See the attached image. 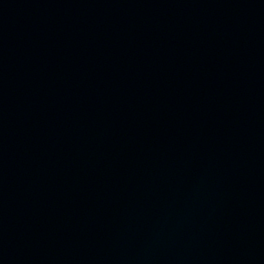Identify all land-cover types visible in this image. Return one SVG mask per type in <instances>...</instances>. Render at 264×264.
<instances>
[{
    "label": "water",
    "instance_id": "water-1",
    "mask_svg": "<svg viewBox=\"0 0 264 264\" xmlns=\"http://www.w3.org/2000/svg\"><path fill=\"white\" fill-rule=\"evenodd\" d=\"M0 264H264V0H0Z\"/></svg>",
    "mask_w": 264,
    "mask_h": 264
}]
</instances>
